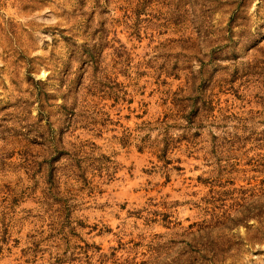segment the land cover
Returning <instances> with one entry per match:
<instances>
[{"label":"rangeland","instance_id":"374dc122","mask_svg":"<svg viewBox=\"0 0 264 264\" xmlns=\"http://www.w3.org/2000/svg\"><path fill=\"white\" fill-rule=\"evenodd\" d=\"M0 264H264V0H0Z\"/></svg>","mask_w":264,"mask_h":264}]
</instances>
